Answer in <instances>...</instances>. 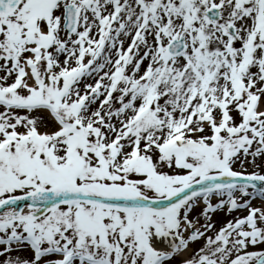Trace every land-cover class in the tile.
<instances>
[{
    "label": "snow or ice",
    "instance_id": "snow-or-ice-1",
    "mask_svg": "<svg viewBox=\"0 0 264 264\" xmlns=\"http://www.w3.org/2000/svg\"><path fill=\"white\" fill-rule=\"evenodd\" d=\"M0 264H264V0H0Z\"/></svg>",
    "mask_w": 264,
    "mask_h": 264
},
{
    "label": "rangeland",
    "instance_id": "rangeland-1",
    "mask_svg": "<svg viewBox=\"0 0 264 264\" xmlns=\"http://www.w3.org/2000/svg\"><path fill=\"white\" fill-rule=\"evenodd\" d=\"M248 170L251 171L252 170V166L251 165H248ZM254 203H257V201H255ZM197 211H199V209H197ZM242 214H245L241 211H233L231 213V215H227L226 214V211H218L216 212L214 215H213V220L216 221V224H217V228L219 226H222L223 223L227 222V220L229 219H232L233 217H236V216H239V215H242ZM203 222V220L201 221ZM211 234V233H209ZM201 244H203V240H200L198 241L196 244H193L190 249L193 250L197 247H199Z\"/></svg>",
    "mask_w": 264,
    "mask_h": 264
},
{
    "label": "bare ground",
    "instance_id": "bare-ground-1",
    "mask_svg": "<svg viewBox=\"0 0 264 264\" xmlns=\"http://www.w3.org/2000/svg\"><path fill=\"white\" fill-rule=\"evenodd\" d=\"M190 250V249H189ZM185 255H187V254H185Z\"/></svg>",
    "mask_w": 264,
    "mask_h": 264
}]
</instances>
